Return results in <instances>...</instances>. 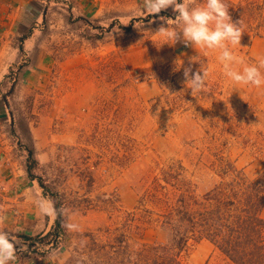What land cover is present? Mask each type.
Instances as JSON below:
<instances>
[{
    "label": "rangeland",
    "instance_id": "374dc122",
    "mask_svg": "<svg viewBox=\"0 0 264 264\" xmlns=\"http://www.w3.org/2000/svg\"><path fill=\"white\" fill-rule=\"evenodd\" d=\"M170 14L174 17L136 22L131 31L117 26L94 42L84 37L99 33L94 20L88 26L62 22L52 37L56 63L51 79L40 88H16L11 101L16 120L29 124L48 185L66 201L68 224L76 225L47 259L20 264H67L86 243L85 234L122 227L174 162L183 164L198 196L220 182L217 173L225 165L220 159L244 169L251 179L264 171V85H233L223 74L218 52L177 53L172 40L156 32L177 24L178 14ZM54 19L62 20L59 15ZM246 21L240 22L242 48L233 51L255 64L264 57V21L262 37L250 33L256 21ZM47 29L42 26V38L49 36ZM77 53L83 63L62 65ZM200 61L210 75L204 94L193 97L185 87L184 69L195 74ZM143 237L167 242L160 224L150 225ZM183 258L186 264H232L207 240L192 242Z\"/></svg>",
    "mask_w": 264,
    "mask_h": 264
},
{
    "label": "trees",
    "instance_id": "16d2710c",
    "mask_svg": "<svg viewBox=\"0 0 264 264\" xmlns=\"http://www.w3.org/2000/svg\"><path fill=\"white\" fill-rule=\"evenodd\" d=\"M225 2L232 22L244 23L250 17L256 21L250 33L254 37H262L264 0H241L238 4ZM73 14H68L70 24L78 21L86 26L93 24L89 19L74 17ZM160 17L174 16L161 12L132 19L129 26L115 20L105 27L100 25V20H95L94 23L99 25L94 29L99 33L84 37L91 42L98 41L117 26L131 31L136 22ZM46 23L45 18L38 28L46 26ZM31 33L18 40L20 60L10 66L0 82V94L12 113L10 136L16 155L23 160L27 178L30 182H37L44 198L50 199L56 210L49 230L35 236H16L20 243L14 245L15 253L21 260L34 257L42 260L64 246L69 233L65 226L68 224L66 201L48 185L30 126L17 122L15 110L11 107L22 73L30 65L24 43ZM220 163L225 164L217 173L220 182L202 196L196 195L181 162L166 166L161 178L140 198L135 212L128 215L122 227L113 231L106 229L101 235L85 234L83 240L86 243L75 251L67 264H186L184 253L192 242L202 240L209 241L232 264H264V171L251 179L244 169L236 168L231 161L220 159ZM153 224H160L167 233V242L144 239V231Z\"/></svg>",
    "mask_w": 264,
    "mask_h": 264
},
{
    "label": "crops",
    "instance_id": "0c3cea01",
    "mask_svg": "<svg viewBox=\"0 0 264 264\" xmlns=\"http://www.w3.org/2000/svg\"><path fill=\"white\" fill-rule=\"evenodd\" d=\"M226 1L238 4L241 0ZM143 9L144 0H47L45 2L0 0V82L7 75L10 66L20 60L17 42L30 31H32L31 36L24 43L30 65L22 73L18 88L21 87L20 85L40 88L51 79L56 63L52 48L54 29H59L62 22L69 27L70 12L94 21L119 20L127 23L132 19L150 15ZM161 12L174 13L171 7ZM57 15L62 18L60 23L54 19ZM45 18L47 23L44 29L48 28L49 36L42 38V30L38 26ZM71 35L73 36L74 33L71 32ZM172 45L177 53L185 57L199 53H216L201 48L186 47L182 40L176 43L172 41ZM79 54L72 56L73 58H66L62 65L73 66L75 61V66L83 63L84 56ZM63 71L67 72L70 69L66 68ZM9 113L7 103L0 94V232L7 233L14 245H17L20 243L17 235L41 234L52 226L54 218L53 215L42 214L39 211V202L47 200L39 188L28 180L22 161L16 155L10 136L13 121L11 117L9 122L6 120V115ZM34 259L41 260L36 257L23 260L30 262ZM23 260L15 253V258L10 264H20Z\"/></svg>",
    "mask_w": 264,
    "mask_h": 264
},
{
    "label": "clouds",
    "instance_id": "9594fccd",
    "mask_svg": "<svg viewBox=\"0 0 264 264\" xmlns=\"http://www.w3.org/2000/svg\"><path fill=\"white\" fill-rule=\"evenodd\" d=\"M172 8L178 15L177 24L169 28L161 26L156 32L176 43L182 40L186 47L201 48L213 52L218 51V61L223 68V74L233 85L254 86L264 85V57L255 64H249L243 56H238L233 49L241 47V37L244 33L240 21L232 22L229 7L225 0H144V11L150 15ZM168 23V22H167ZM242 48V47H241ZM200 68L191 74V68L184 69L185 87L191 89L193 97L204 94L210 69L204 61ZM202 73V74H201ZM42 214L56 215V210L48 201L38 204ZM73 230L74 224H66ZM15 258V246L7 233L0 232V264H10Z\"/></svg>",
    "mask_w": 264,
    "mask_h": 264
},
{
    "label": "water",
    "instance_id": "95a60500",
    "mask_svg": "<svg viewBox=\"0 0 264 264\" xmlns=\"http://www.w3.org/2000/svg\"><path fill=\"white\" fill-rule=\"evenodd\" d=\"M7 107H8V109H9V111H10V117H11V119H12V121H13L12 113H11V110H10L9 104H7Z\"/></svg>",
    "mask_w": 264,
    "mask_h": 264
}]
</instances>
